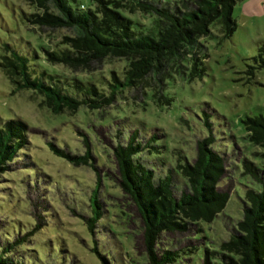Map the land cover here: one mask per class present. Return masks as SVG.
<instances>
[{
	"label": "rangeland",
	"instance_id": "374dc122",
	"mask_svg": "<svg viewBox=\"0 0 264 264\" xmlns=\"http://www.w3.org/2000/svg\"><path fill=\"white\" fill-rule=\"evenodd\" d=\"M68 1L72 6L91 5V0ZM34 11L26 0H0V55L8 44L28 57L33 73L46 82L47 75H57L60 80L77 78L106 88L104 78L110 71L121 74L123 59L91 72L48 63L44 51L71 31L31 25L26 15ZM232 17L236 29L230 37L218 43L213 29L214 36L201 39L207 53L201 77L190 81L174 75L167 80L163 93L169 104L159 103L150 90L142 95L125 88L104 109L82 105L74 113H54L32 90L12 92L0 69V125L15 117L28 125V143L17 153L12 169L0 177V264L2 259L5 264H149L142 218L119 186L112 150L133 130L142 141L150 139V147L137 154L141 162L158 175L170 172L178 185L185 184L176 168L179 154L191 162L196 141L213 134L212 148L225 156L218 188L229 191L228 201L211 222L161 231L155 250L158 255L163 248L180 250L173 264H201L206 247L218 249L241 218L245 186L261 187L242 174L243 158L262 164L254 154L259 148L244 137L241 119L264 115V67L253 60L258 48L264 49V0L236 1ZM51 144L75 156L84 157L89 150V156L85 162H71ZM174 189L179 195L182 187ZM94 195L101 213L92 233L86 220L93 213ZM36 224L39 229L33 235L15 242ZM194 244V251L186 250Z\"/></svg>",
	"mask_w": 264,
	"mask_h": 264
},
{
	"label": "trees",
	"instance_id": "16d2710c",
	"mask_svg": "<svg viewBox=\"0 0 264 264\" xmlns=\"http://www.w3.org/2000/svg\"><path fill=\"white\" fill-rule=\"evenodd\" d=\"M26 1L36 10L26 15L31 25L71 31L44 51L48 63L62 64L73 72H91L112 60H125L121 74L112 70L109 78H104L106 88L77 78L60 80L57 75H47L46 82L33 73L28 57L8 44L2 46L0 69L12 84V92L30 89L52 112L74 113L82 105L90 109L109 107L125 88L142 95L150 90L159 103L169 104L170 99L163 93L167 80L174 75H183L190 81L202 76L207 53L201 39L214 36L213 29L218 33V43L233 34L236 21L232 8L238 0H91V5L83 7L72 6L68 0ZM124 12L148 17L149 21L145 24L140 18L141 21L133 20ZM253 60L259 62L258 67H264L263 47L258 48ZM241 122L244 137L259 148L254 154L262 164L243 158L242 174L261 187L245 186L241 218L217 250L204 249L201 264H264V115H246ZM204 123L211 128L207 114ZM27 129V123L18 117L2 121L0 177L12 169L17 153L28 143ZM213 141L212 133L198 139L191 162L179 154L176 168L185 179L184 185L174 184L170 172L158 175L141 162L137 154L150 147V139L142 141L136 130L129 133L125 143L113 146L119 186L142 218L149 264H173L181 252L163 248L159 255L156 253L161 231H183L199 221L211 222L225 207L229 191L218 188L226 170L225 156L212 148ZM51 147L75 163L80 159L85 162L89 156V150L82 157L53 144ZM179 186L182 189L176 195L174 188ZM91 203L93 213L86 222L93 233L101 213L96 195ZM38 229L36 224L15 242L25 240ZM195 249V244L186 248ZM1 264H5L3 259Z\"/></svg>",
	"mask_w": 264,
	"mask_h": 264
},
{
	"label": "built area",
	"instance_id": "2783aa9c",
	"mask_svg": "<svg viewBox=\"0 0 264 264\" xmlns=\"http://www.w3.org/2000/svg\"><path fill=\"white\" fill-rule=\"evenodd\" d=\"M83 7V5H81Z\"/></svg>",
	"mask_w": 264,
	"mask_h": 264
}]
</instances>
